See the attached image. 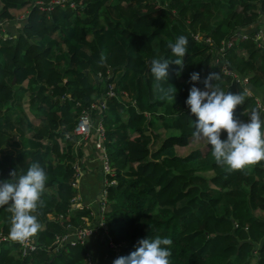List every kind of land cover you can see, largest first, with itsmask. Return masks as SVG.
Here are the masks:
<instances>
[{
	"label": "trees",
	"instance_id": "1",
	"mask_svg": "<svg viewBox=\"0 0 264 264\" xmlns=\"http://www.w3.org/2000/svg\"><path fill=\"white\" fill-rule=\"evenodd\" d=\"M52 1L0 0V21L13 19L11 10H30L15 38H0V151L18 149L0 158V182L33 163L47 175L35 251L23 257L17 242L0 243V264H89L88 244L55 251L67 225L91 216L87 207L71 211L76 167L85 163L74 133L82 113L92 128L103 127L112 171L101 186L108 234L100 245L108 248L109 237L118 257L127 256L139 240L158 236L172 241L171 264H264V161L228 172L209 145L175 153L193 139L189 91H203L210 73L220 74L213 83L225 92L245 95L235 118L247 122L256 108L264 121V40H256L264 0H70L74 9L65 3L47 10ZM179 36L188 40L184 67L170 64L160 91L150 62L176 59L167 45ZM194 72L199 81L192 83ZM170 86L175 102L165 98ZM161 130L171 132L162 137ZM13 133L19 141L10 143ZM9 216L0 208L4 236ZM108 255L113 262L111 249Z\"/></svg>",
	"mask_w": 264,
	"mask_h": 264
},
{
	"label": "clouds",
	"instance_id": "2",
	"mask_svg": "<svg viewBox=\"0 0 264 264\" xmlns=\"http://www.w3.org/2000/svg\"><path fill=\"white\" fill-rule=\"evenodd\" d=\"M36 4L40 5L39 2ZM187 44V37L179 36L174 43L169 42L167 45L176 59L151 60L149 70L155 87L160 91H165L161 82L166 83L170 64H175L182 71ZM101 59H104L103 54ZM179 74L178 71L177 75ZM219 79V73H210L203 81V91L197 87H192L189 91L185 104L196 117V121L191 125L194 129L192 136L211 147V155L217 166L228 172L245 170L264 161V121L256 108L250 109L247 122L235 118L234 111L244 103L245 95L225 92L213 83ZM197 81L199 74L191 73L190 82ZM165 98L175 102L173 87L167 89ZM222 132L226 133V139H221ZM9 175V181L0 182V208L6 207L10 214L9 238L24 243L34 238L41 229L38 210L43 206L42 195L47 175L38 163L31 164L25 174L17 175V172L13 171ZM171 244L170 239L158 236L154 239L139 240L135 251L116 258L113 264H171Z\"/></svg>",
	"mask_w": 264,
	"mask_h": 264
},
{
	"label": "built area",
	"instance_id": "3",
	"mask_svg": "<svg viewBox=\"0 0 264 264\" xmlns=\"http://www.w3.org/2000/svg\"><path fill=\"white\" fill-rule=\"evenodd\" d=\"M65 3H68V6L74 9V3H72L70 0H53L51 2L50 7H48L47 10H50L55 5L63 6ZM1 25L2 23L0 22V26ZM201 38L202 37H200L199 35L194 36V39L196 41H200ZM262 39L264 40V31L261 29L258 31L256 35V40H262ZM227 47L228 48L232 47V43L229 42L227 44ZM224 69L225 67H223V70ZM226 73L228 72L226 71ZM99 127H101L100 130H102V138L99 137ZM92 131H95L96 133L94 148L95 150L101 151L100 153L101 156L100 158H98V160L102 162L101 166H99V172H103V174L105 175V177L101 176L102 185H106L107 183L106 176H111L112 171L108 163L106 150L102 144V142L105 141L104 131L99 123L94 128H92L89 113H82L74 130L75 135L77 136L78 140H86L90 137ZM73 187L78 188L76 183L73 184ZM77 200L78 199L75 198L71 202V211L74 209H78L76 203ZM94 207L95 209H97L95 213V217L92 216L91 214V216L89 217L82 218L81 224L78 227L67 225L66 226L67 231H65L61 236L56 237V242H55L56 252H59L61 249L67 246L86 245L89 239L100 240L103 235L108 234V227L104 219L105 214L107 212L106 191L103 187L101 189L100 194L96 197L94 201ZM8 241H12L9 238V236H4L0 234V243L8 242ZM17 243L19 244L21 255L25 257L29 253L35 251L36 236L32 238L30 241L24 243H19V242ZM107 246L115 254V259L118 258V246L115 245L109 237L107 238ZM87 261L89 264H93L89 258V255Z\"/></svg>",
	"mask_w": 264,
	"mask_h": 264
},
{
	"label": "crops",
	"instance_id": "4",
	"mask_svg": "<svg viewBox=\"0 0 264 264\" xmlns=\"http://www.w3.org/2000/svg\"><path fill=\"white\" fill-rule=\"evenodd\" d=\"M29 8L26 6L20 10H11V15L13 16V19L11 20H4L0 21L2 25L0 26V38H7V37H13L15 38L19 32H21V28L29 15ZM26 16V18H25ZM16 139H13L12 142H18L17 134ZM89 139V141H88ZM86 140H76L82 145L84 148V154L83 158L81 159L85 161L84 168L81 166L77 167V180L78 181V188H77V194L76 198L77 200V207H87L90 211L92 216L95 217L96 209L94 207V201L98 195V192L101 189L102 183H101V174L99 172L98 164H95L96 159H98V153H95L93 150V146L90 144L91 139L88 138ZM27 140L24 142L27 145ZM21 143L22 144L24 143ZM6 148H10L12 155H16L18 149L5 146L3 150ZM23 148V147H21ZM97 154V156H96ZM81 163V162H80ZM100 166V165H99ZM100 240H94L89 239L87 244L89 247V253L91 255L89 258L92 260V263L94 264H113L111 261V257L108 255L109 249L106 246L100 245Z\"/></svg>",
	"mask_w": 264,
	"mask_h": 264
},
{
	"label": "rangeland",
	"instance_id": "5",
	"mask_svg": "<svg viewBox=\"0 0 264 264\" xmlns=\"http://www.w3.org/2000/svg\"><path fill=\"white\" fill-rule=\"evenodd\" d=\"M218 16L219 17H221V15L220 14H218ZM25 18H26V16H25ZM264 26H261V28H263ZM54 37H56L57 39H58V37L55 35ZM3 39V38H2ZM240 55H245V53L244 52H240ZM114 86V85H113ZM248 94H250L249 92H247ZM109 94L110 95H112V93L111 92H109ZM122 94L125 96V98H126V100L127 101H129V96H128V92L126 91V90H122ZM258 105L259 106H262L263 104H262V102L260 101V102H258ZM92 107H94L95 108V106H92ZM261 109H263V106L261 107ZM100 128L101 127H99V137H101L102 138V130H100ZM103 128V127H102ZM103 131H104V129H103ZM168 132H171V131H168ZM168 132L166 131V133H164L163 132V130H161L160 131V133L162 134L161 136L163 137L164 135H168ZM134 134H131V136H133ZM95 138H96V135H95ZM14 139H16V138H14ZM77 144H79L80 145V143L77 141L76 142ZM206 146H207V144L204 142V141H197V140H195L194 138L191 140V142L188 144V146H186V147H175V153L177 154V155H179V156H186V155H188L189 153H191L192 151H194V150H199V151H202V152H204L205 151V149H206ZM21 147H23V148H26L27 147V145H26V143L24 142L23 144H22V146ZM16 152H18L17 150H15ZM84 150H82V152H83ZM105 152V151H104ZM11 156L12 155V153H11V150H10V148H6L5 150H3V151H0V158H3V157H5V156ZM82 159V158H81ZM80 159V160H81ZM76 170H77V168H76ZM78 182V181H77ZM101 183H102V181H101ZM77 185H78V183H76ZM81 208H84V207H81ZM49 218H51L52 219V217L51 216H49Z\"/></svg>",
	"mask_w": 264,
	"mask_h": 264
},
{
	"label": "water",
	"instance_id": "6",
	"mask_svg": "<svg viewBox=\"0 0 264 264\" xmlns=\"http://www.w3.org/2000/svg\"><path fill=\"white\" fill-rule=\"evenodd\" d=\"M13 83H14V81H13ZM13 136H14V138H16L15 136H16V133H13Z\"/></svg>",
	"mask_w": 264,
	"mask_h": 264
}]
</instances>
